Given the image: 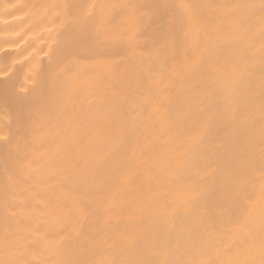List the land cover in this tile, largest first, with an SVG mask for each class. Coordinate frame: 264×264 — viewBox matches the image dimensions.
<instances>
[{
	"label": "bare ground",
	"instance_id": "bare-ground-1",
	"mask_svg": "<svg viewBox=\"0 0 264 264\" xmlns=\"http://www.w3.org/2000/svg\"><path fill=\"white\" fill-rule=\"evenodd\" d=\"M0 264H264V0H0Z\"/></svg>",
	"mask_w": 264,
	"mask_h": 264
}]
</instances>
